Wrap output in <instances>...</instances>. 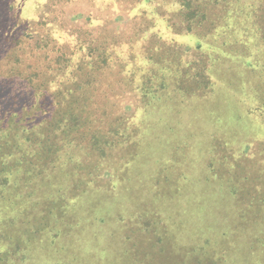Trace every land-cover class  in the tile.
<instances>
[{
    "label": "rangeland",
    "instance_id": "1",
    "mask_svg": "<svg viewBox=\"0 0 264 264\" xmlns=\"http://www.w3.org/2000/svg\"><path fill=\"white\" fill-rule=\"evenodd\" d=\"M193 1L195 21L183 0H0L6 99L22 93L8 88L11 69L42 64L37 45L49 33L68 50L105 44L114 63L134 56L142 69L135 78L108 69L91 76L76 92L86 120L60 123L59 112L46 117L25 96L11 103L21 122L30 109L35 133L56 131L60 150L11 219L45 223L23 231L31 249L10 264H167L175 252L209 248L201 241L217 234L228 258L248 237L258 246L250 225L264 221V0ZM86 51L79 56L92 61ZM148 76L152 87L143 88ZM202 76L213 83L209 96H199ZM69 100H47L44 110L64 112Z\"/></svg>",
    "mask_w": 264,
    "mask_h": 264
},
{
    "label": "trees",
    "instance_id": "2",
    "mask_svg": "<svg viewBox=\"0 0 264 264\" xmlns=\"http://www.w3.org/2000/svg\"><path fill=\"white\" fill-rule=\"evenodd\" d=\"M183 4L189 10L190 21H195L199 12H196L198 9L194 8V1L183 0ZM190 25L192 27L193 23H190ZM51 34L52 33H49V36L44 38L40 45H37L38 49L41 50L40 57L44 58L42 59V64L37 67L31 65L24 70H18L16 67L11 69L13 77L8 82V88L14 95H16L18 91H22L20 95H16L13 100L6 99L3 97V94L6 92L7 84H0V220H5L0 221L1 264H10V260H14L18 254L21 255L15 259V261L19 258L24 261L27 259L26 254L29 253L28 250L31 249L29 245L32 241V237H28L27 239L23 234L25 232V234H35L37 229H41L44 226L43 222L45 223V221H19V225L15 226V221H11V219L13 218L14 220L15 210L22 206L24 207L33 194L29 193V195H25L26 188L32 189L34 186L33 181L41 177L43 179L49 176L47 172L50 170V167L48 166L47 160H56L58 158V151L60 150L59 145H57L53 137V133L56 131L51 132L45 129L43 132H39L40 134L35 133L32 129L35 125L30 127L26 124L28 118L32 116L28 111L30 109L27 110V113H24L25 115L22 113L23 120L21 122L18 120L17 112L11 110V108H13L11 107V103L13 101L18 102L16 99L17 97L25 96L32 102L31 109H35L33 106L34 103L39 111H42L46 117L49 113L57 114V112H59L60 123H64L66 120L67 122H72L74 119L86 120L83 116L86 113L87 102L85 101L84 105L80 106L78 103L80 93L76 94V92L84 91L89 86L88 84H90L89 79L91 76H96L99 72H105L106 69H108L117 72L118 76H122L125 73L128 75L131 74V76L135 78L138 76L137 73L141 69L140 65L135 63L139 61H136L134 56H132L131 60H123L121 61L123 63H118V65L114 63V54L109 47H105V44L93 46L90 43L86 46L81 43L75 44L72 49L68 50L64 43L59 42L58 37ZM82 50L88 51H86V55L91 57L92 61H87L83 54H81L83 56H79V51ZM21 59V57H18L20 63H22ZM43 63L46 64V66H44L45 68L43 67ZM40 66L44 68H42V71L40 70ZM116 67L118 69H116ZM16 71L17 74L14 75ZM25 71H27L26 75ZM84 74H87L86 77L88 79H80L81 75L83 76ZM202 79V82L206 83L207 86L204 87L200 84V81H198L199 79L196 81V84L201 86L200 90H202L203 94L199 96H209L207 91L210 89L209 85L213 83L211 79L205 76H202ZM152 80V76H148L145 82H141V86L143 88L152 87L150 86ZM68 82H74L75 89H73ZM214 90V93L211 92L213 95L217 94ZM60 97H70L69 104L65 106L66 110H64V112L62 108L55 112H47V110H44L47 105V100H50L49 105L51 107L60 106L59 102L58 104L55 102V100L60 99ZM85 98L83 97L84 100H86ZM259 100L263 103L262 96H259ZM75 103L78 104V107H75ZM67 118L70 119V121ZM53 120H56V116H53ZM90 131L91 129L88 127L84 133L88 138L90 136ZM103 150L106 152L104 148ZM24 191L25 193H23ZM23 210L22 208V210L18 211L17 216L18 214L21 217L24 216ZM245 222H242L240 226L237 221L235 223H237V226L240 227L239 229L243 231L249 226L247 225L248 222ZM255 223V226L250 225V227L258 231V235L260 234V236L256 237L258 239V246H254L253 243H251L252 237H248L250 239L247 240V246L248 244L251 245L246 247V249H236L232 251L230 253V258H228V251H224L225 249L223 248L226 240H224L223 237H218L223 235L211 231L217 234L216 238L218 239L214 242H212L211 239L201 241L203 228L201 229V227H199L198 231L193 235L195 236L194 239L200 240L201 244L203 242L206 243L209 248L195 245L193 248H188L183 253L181 252L182 254L180 251H178L180 254H176L177 252H175L174 255L178 256L171 254L172 260L170 259V261L166 263L228 264L231 262V264H264V221H256L254 224ZM24 230L26 231L23 233ZM237 237H241V235ZM16 238L21 239V241L23 239L26 241L27 244L25 247L23 246V252L21 251V246L15 247L14 241H16ZM219 238L222 239V241H220ZM200 241L196 242V244H200ZM34 245H37V242L34 243ZM210 245H213V248L210 247ZM26 250L27 252H25ZM163 253L164 250L162 251V254Z\"/></svg>",
    "mask_w": 264,
    "mask_h": 264
}]
</instances>
